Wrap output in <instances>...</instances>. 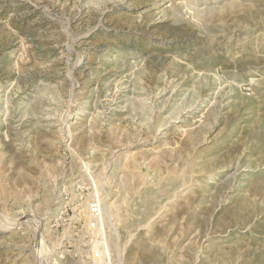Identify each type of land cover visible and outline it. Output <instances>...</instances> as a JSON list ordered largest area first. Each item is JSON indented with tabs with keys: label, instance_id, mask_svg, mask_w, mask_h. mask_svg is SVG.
<instances>
[{
	"label": "rangeland",
	"instance_id": "1",
	"mask_svg": "<svg viewBox=\"0 0 264 264\" xmlns=\"http://www.w3.org/2000/svg\"><path fill=\"white\" fill-rule=\"evenodd\" d=\"M94 200L111 264H264V0H0V264H100Z\"/></svg>",
	"mask_w": 264,
	"mask_h": 264
},
{
	"label": "built area",
	"instance_id": "2",
	"mask_svg": "<svg viewBox=\"0 0 264 264\" xmlns=\"http://www.w3.org/2000/svg\"><path fill=\"white\" fill-rule=\"evenodd\" d=\"M89 214L86 220V239L91 248L90 258L92 260L105 261L103 259L104 249L101 244H98L99 241L102 239V238L99 239L98 235L99 236L103 235L102 237H104V231L100 227L102 223V212L98 201L94 200L89 204ZM106 260H108V258Z\"/></svg>",
	"mask_w": 264,
	"mask_h": 264
},
{
	"label": "bare ground",
	"instance_id": "3",
	"mask_svg": "<svg viewBox=\"0 0 264 264\" xmlns=\"http://www.w3.org/2000/svg\"><path fill=\"white\" fill-rule=\"evenodd\" d=\"M93 178V177H92ZM96 182V181H95ZM97 185V184H96ZM95 185V186H96ZM97 188V187H96ZM101 207V206H100ZM101 225H102V223H101ZM103 236V235H102ZM104 236H105V233H104ZM104 237H102V239H103ZM101 239V240H102ZM102 244V243H101ZM102 247H103V249H104V260L105 261H100V264H111V255H110V253H109V251H108V249H107V247L104 245V244H102ZM108 258V260H106Z\"/></svg>",
	"mask_w": 264,
	"mask_h": 264
}]
</instances>
